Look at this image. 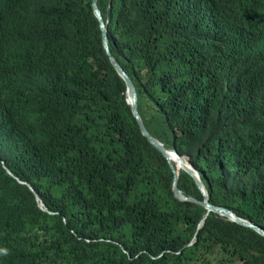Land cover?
I'll return each instance as SVG.
<instances>
[{
	"label": "trees",
	"instance_id": "trees-1",
	"mask_svg": "<svg viewBox=\"0 0 264 264\" xmlns=\"http://www.w3.org/2000/svg\"><path fill=\"white\" fill-rule=\"evenodd\" d=\"M92 2L0 0V264H264L254 229L201 225L202 193L142 134ZM97 3L150 133L264 229V0Z\"/></svg>",
	"mask_w": 264,
	"mask_h": 264
},
{
	"label": "water",
	"instance_id": "water-1",
	"mask_svg": "<svg viewBox=\"0 0 264 264\" xmlns=\"http://www.w3.org/2000/svg\"><path fill=\"white\" fill-rule=\"evenodd\" d=\"M92 8H93L95 16L97 17V19L99 20V23H100V28H101V31H102V39H103L104 50H105L106 54L108 55L111 63L115 67L117 73L125 81L126 89H127V103L130 105V107L132 109L133 116L136 119L142 134L148 139V141L151 144L154 145L155 148H157L163 154V156L170 163L171 168L175 170V167L173 166V164L171 162V159L173 158V156L177 157L179 161H182L185 157L180 155L176 149L165 147L164 144L160 143V141H158V139L156 137H154L150 133L148 128L146 127V125H145V123H144V121H143V119H142V117L140 115V112H139L138 92H137V88L135 86V83L133 82L131 77L128 75V73L123 69V67L120 65V63L115 59V57L112 55V53L110 51L109 37H108V31H107V21L104 19L103 14H102L101 10L99 9L97 0H93ZM185 160H186V158H185ZM185 168L189 169L190 174L195 179V181H196V183L198 185V188L202 192V195H204L206 197V201H205V208L207 210L206 217L208 216V213H211V212L212 213H216V214H218V215H220L222 217H226L230 221H233V222H236L238 224L253 228V229H255L256 231H258L260 234H262L264 236V230L261 229L260 227H258L257 225L253 224L252 222H250L248 220H245V219H242V218L238 217L230 209H227V208H224V207H218V206H215L212 203H210L209 199L207 198L208 194H207V191H206V187H205L204 183H202V181L198 178L197 172L192 169L191 165H186L185 164ZM176 180H177V175L175 173L174 182H176ZM29 188L31 190H33V188L31 186H29ZM175 193H176V195L179 198H181L182 195L185 196L183 194V192L178 188V186L176 184H175ZM186 198L189 201H194V199H192L190 197H186ZM40 207L44 211H47V208L44 207V204L40 203ZM206 217H205V219H206ZM205 219L203 220L202 225L205 222Z\"/></svg>",
	"mask_w": 264,
	"mask_h": 264
},
{
	"label": "bare ground",
	"instance_id": "bare-ground-1",
	"mask_svg": "<svg viewBox=\"0 0 264 264\" xmlns=\"http://www.w3.org/2000/svg\"><path fill=\"white\" fill-rule=\"evenodd\" d=\"M115 68V67H114ZM146 125V124H145ZM147 127V126H146ZM154 136V135H153ZM155 137V136H154ZM158 141H160L159 139H158ZM160 143H162L161 141H160ZM163 144V143H162ZM153 145V144H152ZM154 146V145H153ZM165 146V145H164ZM166 147V146H165ZM172 149H175V148H172ZM179 153V152H178ZM180 154V153H179ZM184 157V156H183ZM185 158H186V160H185ZM182 161H179L178 160V158L177 157H175V156H173V158L171 159V161H177V162H179L184 168H185V164L186 165H191L192 166V169L193 170H195L196 172H197V174H198V178L202 181V183H204L203 182V180H202V178H201V176H200V173H199V171L194 167V165L188 160V158L187 157H185ZM187 170L189 171V169L187 168ZM190 172V171H189ZM194 179V178H193ZM194 181H195V179H194ZM195 183H196V181H195ZM196 185H197V183H196ZM198 186V185H197ZM200 190V189H199ZM206 191H207V189H206ZM201 192V191H200ZM202 193V192H201ZM207 194H208V192H207ZM203 196V198H204V201H203V203H204V205H205V201H206V197L204 196V195H202ZM207 198L209 199V196H207ZM209 202H210V200H209ZM211 203V202H210ZM216 206V205H215ZM218 207H220V206H218ZM228 209V208H227ZM207 215V214H206ZM218 215V214H217ZM206 217V216H205ZM205 217H204V219H205ZM203 222V221H202ZM204 224V223H203ZM202 225V224H201ZM261 228V227H260ZM253 229V228H252ZM261 229H263V228H261ZM255 230V229H254ZM264 230V229H263ZM256 231V230H255ZM258 232V231H257ZM259 233V232H258ZM262 235V234H261Z\"/></svg>",
	"mask_w": 264,
	"mask_h": 264
}]
</instances>
